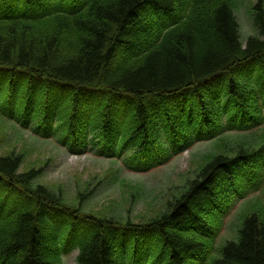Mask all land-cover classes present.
I'll list each match as a JSON object with an SVG mask.
<instances>
[{
    "label": "trees",
    "instance_id": "obj_1",
    "mask_svg": "<svg viewBox=\"0 0 264 264\" xmlns=\"http://www.w3.org/2000/svg\"><path fill=\"white\" fill-rule=\"evenodd\" d=\"M238 4L0 0L1 118L75 152L133 150L129 164L144 169L167 164L178 146L225 143L141 222L86 212L84 197L69 202L38 181L41 168L24 170L23 153L0 154V264H64L73 250L78 264H264L259 198L220 256L214 244L238 185L258 187L264 176V0L253 5L259 35L246 43ZM234 128L261 135L227 144Z\"/></svg>",
    "mask_w": 264,
    "mask_h": 264
},
{
    "label": "rangeland",
    "instance_id": "obj_2",
    "mask_svg": "<svg viewBox=\"0 0 264 264\" xmlns=\"http://www.w3.org/2000/svg\"><path fill=\"white\" fill-rule=\"evenodd\" d=\"M256 1L238 0L235 8L243 41L257 34L252 19V6ZM244 134L229 137L227 141L230 143L227 144L240 141L255 143L261 135L259 132ZM214 144L208 141L196 144L189 151L174 156V161L167 166H160L153 172H136L120 160L96 156L90 151L72 154L55 139L37 136L31 129L0 117L1 155L23 153L24 170L41 168L38 181L64 190L69 202L84 197L83 209L86 212L108 216L117 212L129 214L138 222L147 221L159 213L165 199L176 191V186L193 174L210 155L223 151L225 143L222 146ZM238 188L242 193L239 185ZM239 192L229 198L233 203L223 217L218 238L214 241L216 250L219 244L237 237L239 218L248 206L249 198L254 195L253 190H249L244 197H239ZM261 200L260 206L264 209V197ZM76 257L77 252L64 256V264H77Z\"/></svg>",
    "mask_w": 264,
    "mask_h": 264
}]
</instances>
